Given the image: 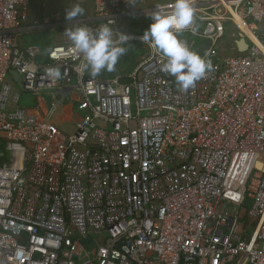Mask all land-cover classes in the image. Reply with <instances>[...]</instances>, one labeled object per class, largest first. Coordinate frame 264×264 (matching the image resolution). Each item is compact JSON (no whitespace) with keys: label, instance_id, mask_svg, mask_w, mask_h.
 <instances>
[{"label":"built area","instance_id":"2783aa9c","mask_svg":"<svg viewBox=\"0 0 264 264\" xmlns=\"http://www.w3.org/2000/svg\"><path fill=\"white\" fill-rule=\"evenodd\" d=\"M91 1L94 20L84 26L108 25L145 49L126 77L80 73L72 43L21 49L31 0H0L9 157L0 165V264H264V169L227 183L236 154L264 155V0H192L196 31L180 34L210 44L202 56L213 69L187 92L161 71L166 60L143 33L123 29L147 0ZM172 3L151 13H170ZM228 30L230 47L219 53ZM237 37L247 53L230 43ZM11 73L36 98L80 92L76 132L52 122L56 103L45 119L20 106ZM242 186L240 208L223 199Z\"/></svg>","mask_w":264,"mask_h":264},{"label":"clouds","instance_id":"9594fccd","mask_svg":"<svg viewBox=\"0 0 264 264\" xmlns=\"http://www.w3.org/2000/svg\"><path fill=\"white\" fill-rule=\"evenodd\" d=\"M83 13L84 8L75 4L65 11V20L71 21ZM194 15L192 0H173L170 13L159 10L151 13V22L139 37L141 42L165 58L166 62L161 71L173 76L182 92L195 87V84L213 69L210 60H206L178 38L186 29L196 31L193 26ZM116 32L118 31L108 25H103L94 32L87 26H75L65 31L68 40L82 54L83 59L78 68L80 73L88 72L95 77L102 71L115 70L119 58L128 50L125 45L131 39L123 32H119L116 37ZM207 55L208 53H205V56Z\"/></svg>","mask_w":264,"mask_h":264},{"label":"crops","instance_id":"0c3cea01","mask_svg":"<svg viewBox=\"0 0 264 264\" xmlns=\"http://www.w3.org/2000/svg\"><path fill=\"white\" fill-rule=\"evenodd\" d=\"M75 4H80L81 7L84 8L83 15H80L71 21L65 20V11ZM166 4L167 0H147V4L144 8H137L129 14H126V18H124L123 20L124 31H126V22L129 20H133V22H135L137 26L148 25V22H151L149 18V16L151 15V11L156 8L163 7ZM93 20L94 7L91 0H31L29 21L19 39L22 44L20 48L25 49L30 46H40L44 51H49L55 46L70 44L72 42L66 37L65 31L75 26H84L86 25V23L92 22ZM203 51L206 52V49H204ZM202 55L204 54L201 53V56ZM132 68L133 67H130L127 75H129V73L133 70ZM9 82L17 88L21 95L29 94L27 92H23L22 87H20L18 82L15 81L14 77L11 76L9 78ZM72 96L73 93L68 97L67 102L64 105H58V110L56 111V113H58V123L72 124L75 127V130H71L76 132L77 124L81 121L82 114L80 113L78 108L74 107L76 105L72 103ZM53 103H56L54 97ZM29 109L31 110V113L38 116L39 119H45V117L48 116V112L50 110L49 109L45 112L38 102L35 108L31 106L29 107ZM54 122L56 123V121ZM263 169L264 164L263 166L254 169V171Z\"/></svg>","mask_w":264,"mask_h":264},{"label":"rangeland","instance_id":"374dc122","mask_svg":"<svg viewBox=\"0 0 264 264\" xmlns=\"http://www.w3.org/2000/svg\"><path fill=\"white\" fill-rule=\"evenodd\" d=\"M149 25V22H148ZM148 25H140L137 26V24L135 22H133V20H129L126 22V28L125 30L129 31V32H134V30H138L141 31L143 30V32L147 29ZM142 26V27H141ZM127 31V32H128ZM233 30H228L227 31V35L226 37L221 41V43L218 45V47L216 48V51L221 53L223 50H226L230 47L229 45V35L231 33H233ZM189 35H182V36H178V38L180 40H183L184 42H186L187 46L192 49L195 52H202V50L206 49V51L209 50L210 44L208 42L205 41H196L195 37H188ZM19 45L21 47V41H19ZM141 48H143L141 45L139 46ZM144 49V48H143ZM205 51H203L202 53L204 54ZM130 50H127L126 54L121 56L115 66V70L114 71H102L99 75H97V77H101L103 78L104 75L106 74H111L114 75L115 77H125L128 73V70L130 69V67H133L132 69H134L137 64L141 61V59L144 57L145 55V51L144 54L142 53V55H136L135 56V61L134 64H131L130 61H127V58H131L132 55H130ZM133 65V66H132ZM113 77V78H115ZM80 96V92L75 91L73 93V104L76 105L74 106L75 108H77V99ZM37 102L39 103V105L42 106V109L46 112L50 109V106L53 103V95L51 94H43V95H39L37 98L33 95L30 94H24L21 97V100L19 102L20 106H27V107H36L37 106ZM57 116L58 113H55L52 122L54 124L57 125V127L66 133H72L74 132L71 129L75 130V127L72 124L69 123H58L57 122ZM56 121V123L54 122ZM264 164V155L263 154H257V153H241V154H236L233 159L231 164L229 165L228 168V178H227V183H231L234 181L240 182L241 184H243L245 182V179H248V177L251 175V172L254 171V169L263 166Z\"/></svg>","mask_w":264,"mask_h":264},{"label":"water","instance_id":"95a60500","mask_svg":"<svg viewBox=\"0 0 264 264\" xmlns=\"http://www.w3.org/2000/svg\"><path fill=\"white\" fill-rule=\"evenodd\" d=\"M230 43L234 46L235 49H237V51L240 54H244L249 51V45H247L246 41L242 37H237L234 39L231 38ZM11 76L14 77L15 81L18 82L19 86L22 87L23 92L26 93L27 90L24 88L23 79L16 73H11ZM71 92H72V88L70 87V88L47 90L45 91V94L53 95L56 104L62 106L67 102V99L71 95ZM223 199L227 203H231L233 206L240 208V206L243 204L244 199H245V187L242 186L237 193L225 194Z\"/></svg>","mask_w":264,"mask_h":264},{"label":"trees","instance_id":"16d2710c","mask_svg":"<svg viewBox=\"0 0 264 264\" xmlns=\"http://www.w3.org/2000/svg\"><path fill=\"white\" fill-rule=\"evenodd\" d=\"M135 32L136 33H143V30H141V31L135 30ZM182 35H189L188 37H192L191 34H180L179 36H182ZM195 39H196V41H199L197 38H195ZM139 46H140L139 44H135V43H128L125 45V47H127V49L130 50V52H131L130 55H132L131 58H127V61H130L131 64H134L136 55H142V53L144 54L145 50ZM201 53L202 52H200L199 54L201 55ZM95 77H97V76H95ZM113 77H115V76L111 75V74H106L103 76L102 79H109V78H113ZM99 78H101V77H99ZM124 82H126V80H124ZM1 154H3V156L2 157L0 156V165L4 164L9 159L8 153L6 152V149H5V140L0 137V155ZM247 180L248 179H245V182L243 184H246Z\"/></svg>","mask_w":264,"mask_h":264}]
</instances>
